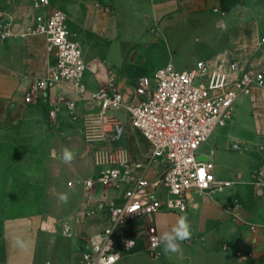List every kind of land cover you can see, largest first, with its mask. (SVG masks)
Segmentation results:
<instances>
[{"label":"crops","instance_id":"0c3cea01","mask_svg":"<svg viewBox=\"0 0 264 264\" xmlns=\"http://www.w3.org/2000/svg\"><path fill=\"white\" fill-rule=\"evenodd\" d=\"M25 1L0 0V29L12 22L15 32L23 30L32 13V2L26 4ZM135 1L138 3L134 5ZM140 1L58 0L53 3L66 13L69 32L82 47L88 65L84 75L88 91L103 86L112 73L124 103L135 101L137 96L133 88L138 78L151 74L167 62L150 64V60L135 59L137 53H145L137 51L136 40L130 41L132 43L127 45L118 63H111L96 50H88L94 45L89 31L101 27L113 31L114 17L123 14L125 7L135 10V23L141 26L136 37L144 44L146 52L153 55H158L160 40L165 46L169 45L164 33L167 25L186 29L190 40L188 48H193L196 56H203L202 60L207 62L234 60L241 71L256 69L264 63V0H143L141 7ZM200 1L219 6L224 15L212 9L214 24L202 27L196 18L194 23L187 25L191 9ZM106 4L113 5L112 15L105 12ZM54 61V54L48 50L43 35L0 38L2 264H79L89 236L99 230L107 218L108 208L99 207V204L121 201L122 189L96 185L91 196L85 194L83 181L98 173L92 157L93 174L79 180L80 202L74 219L66 223L64 229L55 224L51 225L54 230L47 228L43 202L48 193L50 169L87 168V153L91 149L82 138L81 128L85 117L97 112L88 92L78 94L64 82L52 84L40 92L35 101L24 100L32 80L46 75ZM58 96L73 100L76 109L67 110L63 101L56 100ZM237 105H245L250 114L249 125L245 126L255 130L261 142L258 150L261 164L264 160V87L253 86L248 94L236 100L233 114H236ZM51 109L56 110L54 118L49 115ZM110 114L113 117L112 140L104 145L123 147L130 160L144 162L149 142L130 124L124 106L111 110ZM244 142L248 144L249 140ZM205 144L200 148L201 153L215 149L205 148ZM65 148L75 153L71 163L63 162ZM158 172L159 167L152 165L145 175L153 178ZM235 176H242V172ZM256 183L238 180L239 191L229 190L224 196L217 190L202 195L192 193L186 211L151 214L149 219L159 236L170 231L180 216L188 218L192 236L181 244L177 253L166 254L160 246V256L154 258L146 250L144 218L131 219L117 232L121 256L115 264H264V195L256 194ZM70 187L74 188L75 184ZM250 224L254 225L253 230ZM241 238H245V242L239 244Z\"/></svg>","mask_w":264,"mask_h":264},{"label":"built area","instance_id":"2783aa9c","mask_svg":"<svg viewBox=\"0 0 264 264\" xmlns=\"http://www.w3.org/2000/svg\"><path fill=\"white\" fill-rule=\"evenodd\" d=\"M30 19L20 32H15L12 22L0 29V38L14 35H43L55 61L46 75L32 80L24 100L38 99L40 92L52 84L64 82L78 94L89 93L97 112L85 117L81 135L92 151L98 167L95 177L85 179V194L100 185L122 189L120 202L110 200L99 204L108 208L103 226L93 232L81 254L79 264H115L121 251L117 232L133 218H144L146 250L154 257L160 256L159 234L149 216L158 211L184 212L188 197L209 191H222L231 185L230 180H218L213 171L215 149L201 153V146L219 125L225 123L233 112V104L248 94L253 86L264 87V63L256 69L241 71L237 61L207 62L199 59L193 66L179 69L172 62L160 66L149 75L138 78L133 88L135 101L124 103L123 95L110 73L107 82L94 91H88L84 75L88 69L82 47L71 36L67 16L51 0H33ZM213 10L221 16L219 6ZM69 111L76 109L73 100L58 96ZM124 106L130 124L149 142L144 162L129 159L123 147L104 145L112 138L113 117L110 111ZM49 115L54 118L56 110ZM206 159H199V156ZM157 165L159 172L148 178V167ZM256 194L264 195V160L259 167ZM249 228L254 229L250 224Z\"/></svg>","mask_w":264,"mask_h":264},{"label":"rangeland","instance_id":"374dc122","mask_svg":"<svg viewBox=\"0 0 264 264\" xmlns=\"http://www.w3.org/2000/svg\"><path fill=\"white\" fill-rule=\"evenodd\" d=\"M56 1L58 0H51L52 4H56ZM31 2H33V0L25 1L26 4ZM137 3L138 2L135 1L134 5ZM139 4L140 7L143 6L144 1L141 0ZM134 5H132L133 8ZM212 9L213 4H208L206 1L204 3L200 1L199 5L196 4L194 9H191V13L194 14L190 13L186 24L190 25L194 23V21L197 20L196 18H199L202 27L214 24L213 21L215 19L213 18L214 14ZM104 10L110 15L115 12L113 5L110 4L104 5ZM134 11L135 10L125 7L123 14L121 13V15L114 17L116 25L115 28L112 29L113 31L103 27L99 30H96L95 28L90 30L89 35L94 40V45L89 46L88 50L90 52L96 50V52L105 57L106 60L111 63H118L121 61L127 45L132 43L130 41L136 40L138 42L137 51L143 52L144 50L145 53L141 55L137 53L135 59L150 60L152 61L150 64L167 60V62H172L175 67L183 69L193 66L194 62L198 59H203V56H196V52L193 48H188L190 43L188 32L186 29L178 26L171 27L165 25L167 28H165L164 33L167 41H169V45L165 46V42L160 40L161 44L158 46V55H153L150 51L146 52L144 44L136 37V32L141 26L136 25L135 23ZM190 46H192V44H190ZM171 54L173 56L169 57ZM208 61L210 62L211 60ZM244 107L245 105H237L236 114L232 113L230 118L226 120L224 124L217 126L205 142L206 144L204 143L205 148H215V154L213 156V171L216 178L221 180H233L228 188L222 191H216L222 196L226 195V192L229 190L238 192V180H248L252 183H256V180L259 177L258 167L261 160L258 150L261 142L259 141L255 130L252 131L250 127L245 126L246 124L249 125L247 120L250 118V114ZM239 117L241 119L240 121H237ZM232 120H234V122H232ZM250 132L251 134H249ZM247 139L249 140L248 144L244 142ZM227 148H230L231 151ZM91 153V150L87 153L89 154L86 158L87 168L82 170H79V168L73 170L50 169L49 183L47 187L48 193L43 202L44 211L46 212L44 219L47 223V228L49 227L51 230H54L51 225L55 224L58 228L63 227L64 229L66 223H69V221L74 219V212L80 202V190L78 189L80 187L79 180L93 174V155ZM240 172H242V176L236 177L235 175ZM72 183L75 184L74 188L70 187ZM62 193L67 194V203L60 201L59 196Z\"/></svg>","mask_w":264,"mask_h":264},{"label":"clouds","instance_id":"9594fccd","mask_svg":"<svg viewBox=\"0 0 264 264\" xmlns=\"http://www.w3.org/2000/svg\"><path fill=\"white\" fill-rule=\"evenodd\" d=\"M75 158V153L68 148L63 149V162L71 163ZM59 199L63 203H67V194H60ZM192 236L191 225L186 216H180L176 221L175 225L170 231H165L159 237V244L163 247L164 252L167 253H177L180 251L181 244L190 239ZM101 264H104L101 261Z\"/></svg>","mask_w":264,"mask_h":264},{"label":"water","instance_id":"95a60500","mask_svg":"<svg viewBox=\"0 0 264 264\" xmlns=\"http://www.w3.org/2000/svg\"><path fill=\"white\" fill-rule=\"evenodd\" d=\"M199 159H206V157L203 156V155H201V156H199ZM244 242H245V238H241V239L239 240V244H242V243H244ZM3 258H4V255H3V254H0V264H2V260H3Z\"/></svg>","mask_w":264,"mask_h":264}]
</instances>
